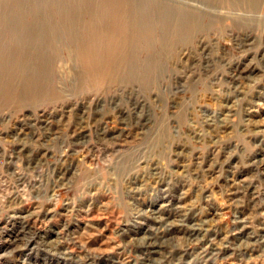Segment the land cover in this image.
Wrapping results in <instances>:
<instances>
[{"label": "rangeland", "instance_id": "rangeland-1", "mask_svg": "<svg viewBox=\"0 0 264 264\" xmlns=\"http://www.w3.org/2000/svg\"><path fill=\"white\" fill-rule=\"evenodd\" d=\"M0 264H264V0H0Z\"/></svg>", "mask_w": 264, "mask_h": 264}, {"label": "bare ground", "instance_id": "bare-ground-1", "mask_svg": "<svg viewBox=\"0 0 264 264\" xmlns=\"http://www.w3.org/2000/svg\"><path fill=\"white\" fill-rule=\"evenodd\" d=\"M110 3V2H109ZM114 4V3H113ZM106 5H108V4H106ZM111 5V4H110ZM105 6V5H104ZM113 6V5H112ZM107 6H105V8H106ZM111 7V6H110ZM109 7V8H110ZM104 8V7H103ZM112 8V7H111ZM76 9V8H75ZM106 10V9H105ZM104 10V11H105ZM111 10V9H110ZM112 11H114V9H112ZM104 13V12H103ZM106 16V15H105ZM114 17H119V16H117V15H115ZM121 19V18H120ZM91 20V19H90ZM112 20V19H111ZM115 20V19H114ZM86 21V20H85ZM116 21V20H115ZM118 21V20H117ZM114 23H116V22H114ZM122 25V24H121ZM119 27V26H118ZM120 28H121V26H120ZM115 29H117V28H115ZM120 32L122 31V29L120 30V29H118ZM110 38V37H109ZM108 39V38H107ZM108 41V40H107ZM110 41V40H109ZM112 41V40H111ZM107 43V42H106ZM81 46V45H80ZM111 46V45H110ZM107 50V49H106ZM116 50V49H115ZM107 51H109V50H107ZM108 53V52H107ZM107 56V55H106ZM106 60H107V58H106ZM111 63H112V61H111ZM111 63H109V65L111 64ZM108 65V64H107ZM109 69V68H108ZM108 69H107V71H108ZM108 73V72H107ZM100 75V74H99Z\"/></svg>", "mask_w": 264, "mask_h": 264}]
</instances>
